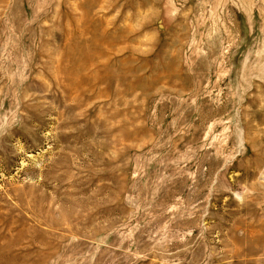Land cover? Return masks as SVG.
Here are the masks:
<instances>
[{
    "label": "rangeland",
    "instance_id": "obj_1",
    "mask_svg": "<svg viewBox=\"0 0 264 264\" xmlns=\"http://www.w3.org/2000/svg\"><path fill=\"white\" fill-rule=\"evenodd\" d=\"M0 264H264V0H0Z\"/></svg>",
    "mask_w": 264,
    "mask_h": 264
}]
</instances>
